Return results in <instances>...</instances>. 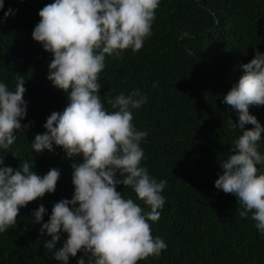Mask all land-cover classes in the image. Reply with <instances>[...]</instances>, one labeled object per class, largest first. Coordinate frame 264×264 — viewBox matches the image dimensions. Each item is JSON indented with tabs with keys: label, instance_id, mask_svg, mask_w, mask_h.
<instances>
[{
	"label": "trees",
	"instance_id": "1",
	"mask_svg": "<svg viewBox=\"0 0 264 264\" xmlns=\"http://www.w3.org/2000/svg\"><path fill=\"white\" fill-rule=\"evenodd\" d=\"M52 2L3 0L0 9V82L14 91L22 76L27 105L22 131L9 149L0 148V159L14 171L33 160L32 170L41 177L53 168L60 172L55 192L21 208L17 224L0 233V264H59L43 247L51 237L40 232L33 213L43 205L46 223L53 205L74 193L72 165L80 158H66L55 145L40 154L31 147L35 135L46 131L50 114L69 103L47 79L51 54L32 39L39 11ZM151 31L135 54L129 49L122 59L106 56L98 93L108 111L113 109L107 100L122 92L139 89L147 95V103L133 110V124L148 133L140 144L141 166L157 182H167L160 218L150 222L153 237L167 248L138 264H264V234L251 213L241 218L237 198L214 187L222 174L219 163L242 134L230 123L238 125V115L221 101L244 74L241 66L257 51L264 53V0H160ZM249 113L264 127V106H250ZM258 151L264 156V133ZM257 168L264 174V165ZM117 191L135 200L130 188ZM66 239L61 233L53 251Z\"/></svg>",
	"mask_w": 264,
	"mask_h": 264
},
{
	"label": "clouds",
	"instance_id": "2",
	"mask_svg": "<svg viewBox=\"0 0 264 264\" xmlns=\"http://www.w3.org/2000/svg\"><path fill=\"white\" fill-rule=\"evenodd\" d=\"M159 3L54 0L38 13L32 39L51 54L47 79L67 94L69 103L62 112L50 114L43 126L46 131L35 135L31 147L40 154L52 152L55 145L66 158H80L72 165V198L56 202L46 223H41L46 214L43 205L33 213V222L41 224L40 232L51 237L43 247L59 264H68L77 253H82L77 264H138L159 257L167 248L163 239L153 237L150 224L160 218L159 210L165 204L161 193L167 182H157L141 166L144 152L140 144L148 133L133 124V110L147 103V95L139 89L127 95L122 92L107 100L113 109L108 111L98 94L106 56L122 59L129 49L138 52L152 34ZM241 67L244 74L221 102L238 115V125L230 123L242 134L230 147L228 158L219 163L222 174L214 187L234 195L240 217L251 213L256 229L264 234V174L257 168L264 165L258 151L264 127L249 113L250 106H264V53L257 51ZM24 84L20 76L12 91L0 82V148L5 150L22 131L20 121L27 107ZM245 125L253 127L246 130ZM3 165L4 158L0 159V233L17 224L21 208L54 193L60 177L54 168L41 177L32 170L33 160L15 171ZM118 186L130 188L135 200L125 198ZM141 203L150 211L145 212ZM61 233L67 239L53 251Z\"/></svg>",
	"mask_w": 264,
	"mask_h": 264
}]
</instances>
